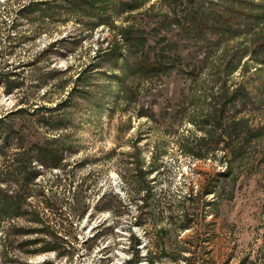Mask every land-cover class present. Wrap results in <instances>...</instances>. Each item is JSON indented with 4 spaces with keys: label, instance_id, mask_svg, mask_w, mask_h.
Listing matches in <instances>:
<instances>
[{
    "label": "rangeland",
    "instance_id": "obj_1",
    "mask_svg": "<svg viewBox=\"0 0 264 264\" xmlns=\"http://www.w3.org/2000/svg\"><path fill=\"white\" fill-rule=\"evenodd\" d=\"M0 264H264V0H0Z\"/></svg>",
    "mask_w": 264,
    "mask_h": 264
},
{
    "label": "trees",
    "instance_id": "obj_2",
    "mask_svg": "<svg viewBox=\"0 0 264 264\" xmlns=\"http://www.w3.org/2000/svg\"><path fill=\"white\" fill-rule=\"evenodd\" d=\"M163 50L164 48H162V50H160L161 52H158L155 54L154 56V60H151L148 56L147 58L144 60V71L148 74V73H154V72H158L156 70H159V68L163 67V63H164V59L165 56L163 55ZM147 55V54H146ZM250 139L256 138L258 137L256 132H251L250 133ZM241 150H243L241 148Z\"/></svg>",
    "mask_w": 264,
    "mask_h": 264
}]
</instances>
